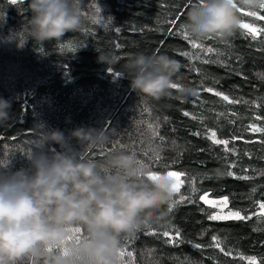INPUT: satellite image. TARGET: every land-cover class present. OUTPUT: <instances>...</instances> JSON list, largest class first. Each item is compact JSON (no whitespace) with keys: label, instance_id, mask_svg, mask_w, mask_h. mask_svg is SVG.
<instances>
[{"label":"trees","instance_id":"trees-1","mask_svg":"<svg viewBox=\"0 0 264 264\" xmlns=\"http://www.w3.org/2000/svg\"><path fill=\"white\" fill-rule=\"evenodd\" d=\"M28 2L0 0V41L12 40L0 46V97L11 102L10 118L0 125V173L30 168L26 156L36 125L59 129L65 137L77 127L103 129L109 140L102 146L81 145L75 138L68 146L83 158L104 164L108 156L129 145L142 172H184L179 193L191 198V202L169 200L153 210L152 218L138 230L122 233L116 264H248L241 254L264 264V217L258 215L259 203L264 202V133L250 128L264 127V35L253 39L248 30L239 28L226 38H193L184 25L187 12L200 0H81L80 29L66 33L61 42L38 45L28 35L32 15ZM249 12L239 10L242 23L264 28V19H259L264 9H257L256 17ZM137 53L166 54L179 61L182 67L173 81L196 88L197 94L185 99L179 87L172 96L155 100L132 91L124 65ZM99 55L109 57L108 63L100 62ZM38 75L42 80L33 85ZM208 87L241 102L224 101L204 90ZM44 94L53 98L55 107L49 117L36 119L35 104ZM130 97L138 98L143 108L127 109ZM132 114L140 125L136 134L132 128L121 129ZM209 129L217 132V139H227L235 153L213 144ZM43 148L62 150L51 143ZM204 193L212 198L228 196V207L251 219L209 220L211 208L199 199ZM176 229L181 233L179 242L172 239ZM214 235L223 251L215 246ZM86 236L82 225H74L69 242ZM63 252V248L49 250L53 256ZM43 259L25 257L18 264H43ZM74 264L86 261L77 259Z\"/></svg>","mask_w":264,"mask_h":264},{"label":"clouds","instance_id":"clouds-1","mask_svg":"<svg viewBox=\"0 0 264 264\" xmlns=\"http://www.w3.org/2000/svg\"><path fill=\"white\" fill-rule=\"evenodd\" d=\"M264 0H200L187 12L185 27L196 39L230 37L242 23L241 8L260 9ZM81 0H29L32 13L28 35L38 44L61 42L66 33L81 27ZM102 63L109 57L99 55ZM181 63L166 54L129 56L124 77L132 91L159 100L173 95V77ZM130 77V78H129ZM183 98L197 89L182 86ZM11 102L0 97V125L10 118ZM36 129L39 145L56 144L61 151L30 152L29 169L0 173V264H18L23 258L43 257V264H116L119 236L138 230L173 196L174 181L165 174L145 179L134 156L117 152L104 164L85 159L68 146H102L109 140L103 129L77 127L68 137L59 129ZM105 169L116 170L111 174ZM82 225L86 238L69 242L71 228ZM63 248L60 255L49 250Z\"/></svg>","mask_w":264,"mask_h":264},{"label":"snow or ice","instance_id":"snow-or-ice-1","mask_svg":"<svg viewBox=\"0 0 264 264\" xmlns=\"http://www.w3.org/2000/svg\"><path fill=\"white\" fill-rule=\"evenodd\" d=\"M12 2L16 3L17 0H12ZM260 9H264V4H262L260 6ZM96 11L98 13L99 12V8H97ZM248 15L256 17L257 16V12L256 11H250L248 13ZM259 19H264V15L260 16ZM181 27H183V26H181ZM240 28L248 30V34L251 35V37L253 39H256L257 36L264 35V28L257 29L255 27H251L249 23H241L240 24ZM193 47H202V45L193 44ZM206 51L210 53V52L213 51V49L212 48H207ZM182 54L183 55H189L188 53H182ZM204 63H209V61L207 59H205ZM216 83H218V81ZM170 87L179 88L180 86L177 85V84H172V85H170ZM204 90L205 91H209V92H214V95L221 97L224 101H228L229 103H240L241 102V101L236 100V99H230L229 96L225 95L223 92L214 91V89L212 87L205 88ZM184 115L185 116H189L190 113L189 112H184ZM221 115H223V114H221ZM192 118L196 119L195 116H193ZM200 119L203 120V117H201ZM256 119L259 120V119H261V117L257 116ZM250 128H251V130L253 132L264 133V127H260V126H257V125H250ZM208 132H209L208 138L212 140L213 144H217V145H221L222 144V145L225 146V148H224L225 152L231 151V152L235 153V151H236L235 149H229L228 148L229 141L227 139H217V132L214 131V130L209 129ZM200 134L201 133H199V132L195 133V135H200ZM161 139H163V138L161 137ZM233 139H235V137H233ZM158 158L159 157L157 156V159ZM137 163H139V162H137ZM232 167H235V164H233ZM227 174L229 176H234V173L232 171H229ZM166 175L174 181V183L172 185L173 192H177V193L180 192V189H181V187L183 185L182 177L185 175V173L181 172V171H172V170H170V171H167ZM147 176H148L149 180H157L159 178V174L154 173V172H148ZM239 178L247 179L246 176L245 177H239ZM191 191L193 193H195L197 191V188L195 187L194 184H193V186L191 188ZM255 191H256V189H253V192H255ZM208 195H209L208 193H204L203 195H201L199 197V199L201 201H204V203L209 205L210 207H213V208H217L218 207V208L221 209L220 212H216L214 214L209 215L208 216L209 220H214L215 221V220H231V219H235V220L251 219L250 216L242 215L240 210L233 211L231 209H228V205H229V197L228 196H224V197L220 198L217 201V200L208 199ZM186 199H188L189 202H191V198L190 197L186 198L185 196L181 195L179 201H174L173 203L184 202ZM262 200H264V197H262ZM223 209H228V211L226 213H224ZM259 209H260V212L258 213V215H260L261 217H264V202H260L259 203ZM171 210H172V206L170 204L169 211H171ZM201 210L203 211V209H201ZM74 231L76 233H79L80 232V228L76 227L74 229ZM175 232H176V235L172 239L176 240V242H179V238L181 236L180 230L176 229ZM163 235L166 236V237L169 236V231L165 230L163 232ZM212 240L215 243V246L218 247V248H221V250L223 251V248H222L221 242L219 241L218 236L214 235L212 237ZM77 242H78V240H77ZM195 247L196 248H200L201 245L197 244V245H195ZM228 254H230V253H228ZM240 259H242V260L247 259L248 260V264H257L255 258H252V257L245 258L242 254L240 255Z\"/></svg>","mask_w":264,"mask_h":264},{"label":"rangeland","instance_id":"rangeland-1","mask_svg":"<svg viewBox=\"0 0 264 264\" xmlns=\"http://www.w3.org/2000/svg\"><path fill=\"white\" fill-rule=\"evenodd\" d=\"M12 40H10V39H6V40H4V42H1L0 41V46H3L4 44H6V43H9V42H11ZM41 76H37L36 78H35V80H34V82H33V85L35 84V85H38V83L42 80V78H40ZM36 103H38V104H35V109L37 108V112H36V119L37 118H39L40 117V115H46L47 117H49L48 115L50 114V113H52L53 112V110H54V107H55V101L53 100V98L52 97H50V95L49 94H44L40 99H38L37 101H36ZM137 106H140V108L142 109L143 108V103H141L139 100H138V98H136V97H130V99H129V103H127V109H130V110H133L135 107H137ZM138 111V108H136L135 109V113ZM119 123V122H118ZM40 125H43V123H39ZM139 122H137V120H136V118L134 119V117H133V114H132V117L131 116H129L126 120H125V122L123 123V125L121 126V129L122 128H127V129H131L132 128V132L134 133V134H136L138 131H139ZM209 136V135H208ZM68 137V136H67ZM165 146L166 147H169V146H172L173 147V143L172 142H165ZM29 151L31 152H37V151H41V150H43L44 151V148H43V145H39L38 143H37V141H36V139L35 140H33V142L31 143V142H29ZM120 152H125V153H129V151H130V146L128 145L126 148H125V151H122V150H119ZM130 154V153H129ZM116 171V170H115ZM115 171H113V172H115ZM201 195H203V194H201ZM201 195H199V197L201 196ZM180 193L178 192H174L173 193V196H172V198L170 199V201H179V199H180ZM208 199H211V200H219L220 198H212V197H210V196H208ZM203 203H204V201H202ZM205 204V203H204ZM211 209H210V211H211V214H214V213H216V212H220L221 211V209L220 208H213V207H210ZM228 209H230L229 207H228ZM228 209H223V212L224 213H226L227 211H228ZM232 210V209H231ZM233 211H235V210H233ZM210 214V215H211ZM242 214V213H241ZM243 215H245L244 213H243ZM73 230V227L71 228V231Z\"/></svg>","mask_w":264,"mask_h":264}]
</instances>
